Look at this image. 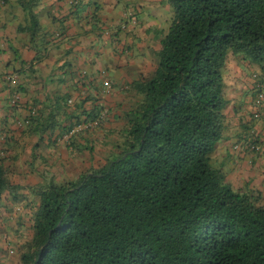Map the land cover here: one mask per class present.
<instances>
[{
    "label": "trees",
    "instance_id": "16d2710c",
    "mask_svg": "<svg viewBox=\"0 0 264 264\" xmlns=\"http://www.w3.org/2000/svg\"><path fill=\"white\" fill-rule=\"evenodd\" d=\"M168 1L170 17L156 35L151 71L112 82L109 91L90 94L73 109L57 103L54 115L22 106L26 85L15 70L3 74L0 204L7 197L22 203L30 229L16 245L17 264H264V197L249 183L229 184L213 156L225 137L229 55L259 70L251 74L253 112L237 152L260 150L252 130L254 101L264 96V0ZM33 2L21 1L30 36L38 28ZM129 13L138 22L136 11L125 13L119 32L130 30ZM262 105L264 98L258 107L264 113ZM20 108L27 110L24 118ZM119 119L116 128L112 122ZM44 133L52 144L60 137L69 143L57 147L53 162L37 153ZM16 135L39 140L27 147ZM51 143L43 149L54 150ZM98 153L103 163L94 166ZM88 157L89 168L71 178L51 169ZM2 241L6 249L8 239Z\"/></svg>",
    "mask_w": 264,
    "mask_h": 264
},
{
    "label": "crops",
    "instance_id": "0c3cea01",
    "mask_svg": "<svg viewBox=\"0 0 264 264\" xmlns=\"http://www.w3.org/2000/svg\"><path fill=\"white\" fill-rule=\"evenodd\" d=\"M21 1L25 0L0 2V118H5L7 110L8 95L3 74L8 70H15L17 81L26 85L25 92H20L22 106L28 105L42 114L54 115L58 114L55 111L57 103L63 102L67 110L73 109L86 96L104 91L109 83H128L139 74L150 72L153 64L151 51L157 47L156 35L166 28L171 11L168 0H34L31 8L26 6L32 10L38 23L36 34L30 36L29 10L23 9ZM127 11H136L138 22L129 27L130 30L119 32L117 25ZM14 51L25 64L15 59ZM252 72L259 73V70L254 65H240L232 55L228 56L224 68L225 137L216 144L213 152L214 166L218 165L216 167L221 170L226 168L222 171L228 177L235 174L230 172L234 158L247 170L253 166L246 163L255 159L261 162L259 167L264 165L262 118L252 130L257 135L256 129L260 131L259 152L245 155L230 150L231 144L233 147L238 144L244 125L253 112L249 108ZM17 113L24 118L27 110L20 108ZM47 134L41 135L42 147L37 153L50 157L52 161L55 154L58 156V149L63 150V146L69 143L60 137L54 146L48 141ZM15 138L27 147L39 140L37 136L20 138L16 135ZM50 143L54 150L48 149L47 152L43 146ZM230 152L234 154L230 156ZM259 184L264 186L263 179ZM10 202L7 197L0 204L1 264H17L16 245L25 243L30 235L26 216L16 215L19 210L9 205ZM4 238L8 239L6 249Z\"/></svg>",
    "mask_w": 264,
    "mask_h": 264
},
{
    "label": "rangeland",
    "instance_id": "374dc122",
    "mask_svg": "<svg viewBox=\"0 0 264 264\" xmlns=\"http://www.w3.org/2000/svg\"><path fill=\"white\" fill-rule=\"evenodd\" d=\"M110 84V83H109ZM262 94V96H263V93H261ZM263 98H264V96H263ZM128 99H129V96H127V98H126V101L127 102H125L124 104H122V105H124L123 106V108H126L127 106H128ZM72 103V102H71ZM264 119V116L262 115L261 117H260V119H257V121H254L253 123L255 124V126L257 127V124L258 123H260V121L262 120V119ZM122 121V119H119V120H114L112 123L113 124H116V125H113L114 127H116V128H119V127H121V122ZM112 125V124H111ZM112 126V127H113ZM114 127L112 128V129H114ZM78 128V127H77ZM76 128V129H77ZM80 131V130H79ZM79 131H77V132H79ZM256 131L257 132H259V134H260V131L258 130V129H256ZM113 136L111 135V138H112ZM103 141H105V139L103 138ZM102 145V144H101ZM233 144H231V146H230V150L232 151V152H235L236 150L234 149H232V146ZM234 148V147H233ZM98 151V150H97ZM62 153H63V151H62ZM234 153H232L231 154V152H230V156H232ZM97 156H99V153H98V155H96V159L94 158L93 160H92V163H93V165L94 166H100V165H102V163H103V161L102 160H98L97 161ZM230 156H229V159H230ZM214 157H215V155H214ZM88 159H89V157L87 158V160L86 161H80V162H77L76 160H74L71 164H69L68 162H67V160L64 162V168H59V167H57V166H54L53 165V168H51V169H53V171H55L56 173H59V175L61 176L62 175V171H63V169H64V171H65V173L67 172V176L66 177H72V176H74L76 173H79V172H84L87 168H89V162H88ZM234 160V164H231V165H233V169L230 171V172H235V174H232V175H230L229 177L227 176V180H228V182H229V184H231L233 187H235V188H243V187H245L246 186V184H248L249 183V186L250 187H252V189L254 190V191H258V192H260L261 194H262V196L264 197V186H261L259 183H260V181H261V179H263V184H264V172H263V170H264V165L263 164H261L260 165V167H259V164L261 163L260 161H257V159H255V161H256V163H255V161L254 162H252V163H255L254 165H252V164H250V163H246L247 165L249 164V165H251V166H253L251 169H248L247 170V167L246 166H243V165H241L240 164V161H238L237 160V158H234L233 159ZM53 162V161H52ZM214 163H215V160H214ZM216 166H218V165H216ZM228 166H230V165H228ZM220 167V166H219ZM224 169H226V168H224ZM224 169H222V170H224ZM75 171H76V173H75ZM232 172V173H233ZM230 174V173H229ZM246 183V184H245ZM10 204H12L14 207H15V210H19V212H16V215H20L21 213H20V208H21V204L22 203H17V204H15V203H12V202H10L9 203V205ZM17 208H19V209H17ZM20 213V214H19ZM14 217V216H13ZM17 217H19V216H17Z\"/></svg>",
    "mask_w": 264,
    "mask_h": 264
},
{
    "label": "built area",
    "instance_id": "2783aa9c",
    "mask_svg": "<svg viewBox=\"0 0 264 264\" xmlns=\"http://www.w3.org/2000/svg\"><path fill=\"white\" fill-rule=\"evenodd\" d=\"M128 17H129V19L127 20V26L128 27H132V26H135L136 24H137V21H136V19H134V18H132V19H130V13L128 14ZM127 17V18H128ZM123 27H126L125 25H123L122 26V28ZM110 88H111V86H110V84H107V86H106V91H109L110 90ZM14 99H16L15 98V96H14ZM262 100H263V96H262V94H259L258 95V98L254 101V106H255V108L257 109V111L256 112H254V118H259L261 115H260V113H261V111H260V109L258 108V107H260V105H261V102H262ZM70 103V102H69ZM94 124H96V123H94ZM94 126V125H93ZM81 129V127L79 128H77L76 129V131H79ZM72 133V132H71ZM71 133L69 134V135H67L65 138H68L70 135H71ZM255 135L258 137V135L255 133ZM259 138V140L258 141H260V143H261V138L260 137H258ZM256 147L257 146H254L253 144H251V146H250V149L251 150H254V149H256ZM234 149L236 150V151H238V150H241V145H235L234 146Z\"/></svg>",
    "mask_w": 264,
    "mask_h": 264
},
{
    "label": "clouds",
    "instance_id": "9594fccd",
    "mask_svg": "<svg viewBox=\"0 0 264 264\" xmlns=\"http://www.w3.org/2000/svg\"><path fill=\"white\" fill-rule=\"evenodd\" d=\"M258 136H259V134H258Z\"/></svg>",
    "mask_w": 264,
    "mask_h": 264
}]
</instances>
